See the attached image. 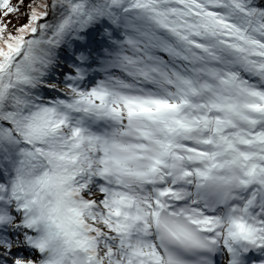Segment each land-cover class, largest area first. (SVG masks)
Returning a JSON list of instances; mask_svg holds the SVG:
<instances>
[{"label":"snow or ice","instance_id":"1","mask_svg":"<svg viewBox=\"0 0 264 264\" xmlns=\"http://www.w3.org/2000/svg\"><path fill=\"white\" fill-rule=\"evenodd\" d=\"M0 264H264V0H0Z\"/></svg>","mask_w":264,"mask_h":264}]
</instances>
